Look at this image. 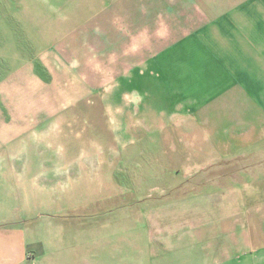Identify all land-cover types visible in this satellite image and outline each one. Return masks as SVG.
I'll return each instance as SVG.
<instances>
[{"label": "crops", "instance_id": "1", "mask_svg": "<svg viewBox=\"0 0 264 264\" xmlns=\"http://www.w3.org/2000/svg\"><path fill=\"white\" fill-rule=\"evenodd\" d=\"M47 1L99 48L75 70L93 87L115 81L100 117L115 128L76 157L43 138L25 156L6 134L0 264H264V0ZM125 158L149 169L152 194L85 189L123 188L111 169Z\"/></svg>", "mask_w": 264, "mask_h": 264}, {"label": "rangeland", "instance_id": "2", "mask_svg": "<svg viewBox=\"0 0 264 264\" xmlns=\"http://www.w3.org/2000/svg\"><path fill=\"white\" fill-rule=\"evenodd\" d=\"M82 1L81 6L86 11L93 6L91 0ZM40 4L41 0H0V144L6 134L13 133L12 143H24L23 154L34 156L37 139L43 138L46 142L53 139L57 147H74L76 157L86 145L99 143L96 130L114 131L115 126L100 117L106 118L115 111V105L102 101V97L106 99L114 93L115 81L93 87V82L81 80L76 70L93 66L91 62L82 65L80 57L90 58V61L98 59L99 48L93 46V41L71 38L79 35L83 25L74 29L75 25L56 23L50 1L44 0L43 7ZM128 131L131 132L130 125ZM106 140L114 143L112 136H107ZM188 154L194 156L192 152ZM166 159V153L160 150L152 151L149 157L150 162L158 164L156 166H162ZM115 163L119 166L111 170L125 178L123 188L102 181L85 183V189L135 190L144 195L155 191V185L149 183L148 168H129L128 158ZM75 170L83 173L85 168ZM194 182L184 186L194 190ZM67 184L77 189L83 183L76 181L74 185L61 183L59 186Z\"/></svg>", "mask_w": 264, "mask_h": 264}]
</instances>
